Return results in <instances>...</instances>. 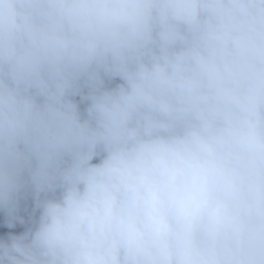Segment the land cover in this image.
Returning a JSON list of instances; mask_svg holds the SVG:
<instances>
[{
    "label": "clouds",
    "instance_id": "clouds-1",
    "mask_svg": "<svg viewBox=\"0 0 264 264\" xmlns=\"http://www.w3.org/2000/svg\"><path fill=\"white\" fill-rule=\"evenodd\" d=\"M0 264H264V0H0Z\"/></svg>",
    "mask_w": 264,
    "mask_h": 264
}]
</instances>
